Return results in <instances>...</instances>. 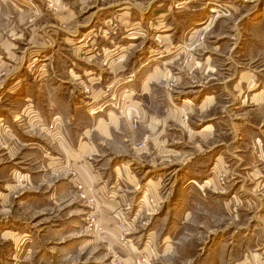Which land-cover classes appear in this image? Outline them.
Here are the masks:
<instances>
[{
    "label": "rangeland",
    "instance_id": "obj_1",
    "mask_svg": "<svg viewBox=\"0 0 264 264\" xmlns=\"http://www.w3.org/2000/svg\"><path fill=\"white\" fill-rule=\"evenodd\" d=\"M155 1L149 10L152 0H10L9 28L0 26V43H11L0 49V264H264V0H202L206 15L189 32L192 18L163 15L176 3ZM166 25L182 27L177 52ZM206 56L217 81L205 83ZM214 82L211 113L197 107L186 121L179 100ZM208 119L214 138L186 130ZM83 128L79 150L72 139L89 155L91 185L74 162L37 194L39 178L21 174L26 159L50 143L64 150ZM106 179L120 184L117 197L98 190Z\"/></svg>",
    "mask_w": 264,
    "mask_h": 264
},
{
    "label": "crops",
    "instance_id": "obj_2",
    "mask_svg": "<svg viewBox=\"0 0 264 264\" xmlns=\"http://www.w3.org/2000/svg\"><path fill=\"white\" fill-rule=\"evenodd\" d=\"M166 1H169L171 3H176V5L174 6L175 10H174L173 6L170 5V6H168L169 11L167 12V14H163L165 17H167V19L168 18L171 19L170 14H172V13H175L176 16L184 15L186 19H190V18L193 19L192 21H190L191 22L190 26L187 27V30H188L187 32H189L190 29H193L192 22L194 23V21H195L194 25L199 24V22H200L199 20L202 18V14H205L206 7H205V5L201 4L202 0H166ZM155 2H156L155 0H152V3H151L149 10L151 9L152 5ZM10 4L13 6V4L10 3V0H0V26L6 25V26H8L7 29L9 28V25H10V17L8 16V15H10L9 14ZM23 8L24 9L22 11L17 10L16 12H17V14L26 18L25 17V16H27L26 10L29 9V6L27 4H23ZM132 8H134L133 5L130 7V10ZM143 14H145V13H143ZM150 14L152 15V12L148 11V13L145 15L151 16ZM163 15H161V16L163 17ZM161 16H159V17L155 16V18H160ZM198 16H200V17H198ZM170 19L168 21V24L171 23ZM196 21H197V24H196ZM155 22L159 23L160 21H155ZM166 26H167V30L162 31L161 35L166 34L165 38L167 37L170 40L169 42H167L168 45H171V48L175 49V51L177 52L178 48H176L174 46L175 44L173 43V41H171V39H172L171 37L173 36L174 32H181L182 27L178 26L177 28H173L172 26H168V25H166ZM158 27H161V25H159ZM206 27L203 28L202 30H206L207 29ZM52 28H55V27H52ZM51 30L52 29H47L46 31L50 33ZM7 31H5V32H7ZM166 31H168V32H166ZM0 34H2V33L0 32ZM6 40L7 41H1L0 49L5 50V49H7L8 46L11 45V43L9 42V39L6 38ZM171 42H172V44H169ZM49 44L50 45H47L45 43V44H42L41 46H37V48L39 49V51L40 50L42 51V49H44V51H47V50L49 51L52 49L51 42ZM183 44H184V46L181 44V47H188L187 46L188 44H186V43H183ZM45 53H47V52H45ZM23 56H24V58L26 57V52L23 53ZM7 59H8V57H7ZM21 59H23V58H21ZM46 60L47 59H44V60L41 59L40 61L41 62L43 61V63H46ZM49 60H51V59H49ZM174 60H176V58L168 59V61H170V62H172ZM18 62L20 63L22 61H20V59H19L14 63L18 64ZM203 62H202V64H203ZM49 64L51 65V63H49ZM209 64L211 66L210 70L205 71V74L208 75L210 73V75H209V78L205 81V83H207V81L210 82L212 79L214 81H217V76H214L215 75L214 74L215 68L213 67V64L215 65V63L213 61V58L211 56H206L204 66L206 67ZM5 66L6 65H4V64H2V65L0 64V69L2 68V70L4 71V69L6 68ZM198 72L202 73L203 71L198 70ZM211 73H213V75ZM196 74H197V72H196ZM216 85H217L216 82H214L212 84H208V85H202V83L194 85L193 90L189 91L190 95H187L186 97H183L182 100H179V102H181L182 104L180 107L177 108L178 113L180 114L181 112L184 111L186 114L185 115L186 117L184 119L186 121H187V119H191V118H188V115L192 114L197 107L201 111V113H202L201 115H203L204 113H211V111L213 110V108L217 104L218 94H217V86ZM261 95H263V93H261V94L256 93V94L252 95L251 98L253 99V98H256L257 96L259 97ZM171 105H173L172 102H171ZM173 107L176 108V106H172V108ZM74 109H76L75 110L76 114L77 113L79 114V112L82 109H84V107L83 106L76 107V108L73 107L72 108L73 114H74ZM256 109H259V108L254 107L252 105H250V107H249V111L250 110H256ZM135 110L137 112L136 108H135ZM86 111L88 112V110H86ZM47 112L50 115H57V109H55L54 107H50L49 109H47ZM146 113L149 116L151 115L150 117L154 118L153 112L151 113L149 111V109L146 110ZM184 119H182V120L184 121ZM174 120H176V119H174ZM247 120L243 119V122H242L243 127L247 128L249 131H253L251 129H255L256 127L251 122H248ZM263 124L264 123H262L261 125H263ZM201 125L202 126H200V128H197L194 131L192 128H189L187 126L186 130H188V132H190V133L193 132L194 134H197L199 136V138H203V136H205V134H207V133L212 135L211 138H214V132L216 131V123L214 121H212V119H208L206 123L201 124ZM190 129H192V130H190ZM71 130H72V128L70 127V131ZM88 131H89V128H87V129L83 128V129H81V131H79V130L74 131L73 134H71V137H69V140L71 139L70 140L71 144L68 145V147H65L64 150L62 148L61 149L59 148L60 150H62V152L59 151L58 147H54L52 145V143H50V140L48 137L47 138L49 141H46V142L41 141V140H35L34 138L32 139L31 136H30V138L27 137L28 139H31L32 141L34 140V142H37L38 144H40V143L43 144V142H45L44 146H47L48 142L50 143V144L48 143L50 147L48 148L49 150H47L46 153L44 152L43 149L35 150L34 156L26 159V163H24L23 168H21L23 170L21 174H23V173L28 174V175L32 174L33 177L39 178V180L33 181L30 188H34L33 190L38 192L37 194H39V190L47 192L48 189H51V188H53V186H56L55 183L58 182L57 181L58 176L62 177V176L66 175V171L68 170L69 166H72V164L71 165H69V164L74 163V162H78V163H75L73 165V167L77 170L78 173L79 172L81 173V174H79V178H80L81 183L84 186L91 185L90 183L93 180V177H95V175H94L95 170L92 169V167L89 163V155L86 154L85 151H84V154L82 152L81 153L75 152L74 141L72 139V137H74V139H76V141H77L76 142V148L79 150V148H81L80 147L81 140L83 139V137L86 136V133ZM238 132H240V131H238ZM36 133L37 132H35V134ZM109 133H110V131H109ZM242 140H243V134H242ZM87 144L89 145V147L93 146L95 149H97V147L94 144L90 143L89 141ZM81 146H82V143H81ZM61 153H63L64 159H62L59 156ZM4 156H7V158H4ZM10 156H11V152H8V153L6 152V153H3L1 155V158L4 160L9 159V160L13 161L14 159L11 158ZM42 156L44 157V160H42ZM77 158L79 160H77ZM63 161H65L64 165L61 163ZM113 169H114L113 170L114 176H116V178H117L116 181L119 182L121 180V179L119 180V176H118V172L120 171V167L119 168L114 167ZM100 182H101V187L98 190H101V192H104V191L106 192V189L107 188L109 189V187H111L115 191L114 194L116 195V197L118 196V193L120 191V184L119 183H117L118 186L117 185L112 186L113 184L111 186H108L109 182L107 179L101 180ZM132 186H135V184L133 183ZM56 194H57V192L54 191L51 195L50 200H54L52 198H55ZM111 197H112V195H111ZM116 197H114V198H116ZM107 204H110V203L105 201L103 206H106L109 209L110 208L111 209L116 208L115 207L116 204L114 202H113V204H110V205H107ZM56 206H57L56 201H50V202H48V204H46L43 207V210L46 211V213H47V212H49L48 210L56 209L57 208ZM48 214L51 215L52 213H48Z\"/></svg>",
    "mask_w": 264,
    "mask_h": 264
},
{
    "label": "built area",
    "instance_id": "obj_3",
    "mask_svg": "<svg viewBox=\"0 0 264 264\" xmlns=\"http://www.w3.org/2000/svg\"><path fill=\"white\" fill-rule=\"evenodd\" d=\"M103 229H102V227L100 228V231H102Z\"/></svg>",
    "mask_w": 264,
    "mask_h": 264
}]
</instances>
